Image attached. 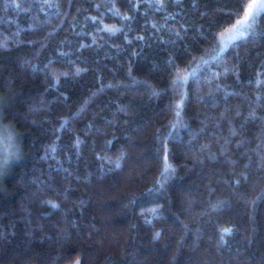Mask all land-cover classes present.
Instances as JSON below:
<instances>
[{"label":"trees","instance_id":"16d2710c","mask_svg":"<svg viewBox=\"0 0 264 264\" xmlns=\"http://www.w3.org/2000/svg\"><path fill=\"white\" fill-rule=\"evenodd\" d=\"M250 2L0 0V264H264Z\"/></svg>","mask_w":264,"mask_h":264},{"label":"snow or ice","instance_id":"6c2138e0","mask_svg":"<svg viewBox=\"0 0 264 264\" xmlns=\"http://www.w3.org/2000/svg\"><path fill=\"white\" fill-rule=\"evenodd\" d=\"M261 13H264V0H251L250 3L246 5V8L243 9V17L241 19H238L236 23L227 30L226 33H222V42H230L235 40L238 36H243L245 34V30L248 28L250 21H254L261 15ZM108 31H116L117 29H107ZM79 71V70H77ZM187 76H179L177 78V81L175 83H183L185 80H187ZM264 83V81L258 80L257 84ZM183 100V97H182ZM177 108H180V105H177ZM179 111L177 112V116H179ZM179 123V121L177 122ZM3 133V129L0 128V134ZM9 139H11V134H9ZM264 159V157H262ZM6 163V161H5ZM118 166V165H117ZM175 170L172 168L170 164L167 163V157H165V164L164 168L162 170L161 176L164 180H167L168 177L174 172ZM239 183V181H237ZM51 206L53 208H57L58 205L54 202L49 201ZM153 212L156 210L153 209ZM233 232V229L231 227H223L220 229V242L226 243V237L231 236ZM157 237L159 236V233L156 234ZM78 264V262H77Z\"/></svg>","mask_w":264,"mask_h":264}]
</instances>
